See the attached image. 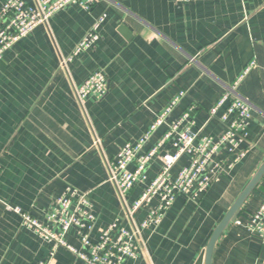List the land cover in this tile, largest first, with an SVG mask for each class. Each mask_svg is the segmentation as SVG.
<instances>
[{"label": "crops", "instance_id": "0c3cea01", "mask_svg": "<svg viewBox=\"0 0 264 264\" xmlns=\"http://www.w3.org/2000/svg\"><path fill=\"white\" fill-rule=\"evenodd\" d=\"M102 12L107 17L94 46L63 64ZM252 63L236 90L252 113L244 158L194 201L179 194L158 226L141 228L147 205L132 216L128 208L161 162L153 158L147 177L123 199L108 180L110 160L126 142L141 137L179 91L184 94L169 120L195 105L192 130L210 136L222 132L218 117L228 102L216 115L209 112ZM95 71L105 75L107 93L80 100L76 87ZM163 130L160 125L146 147L155 145ZM263 160L264 0H99L89 10L72 3L5 50L0 61V264H39L51 247L21 227L7 206L43 222L44 210L67 187L86 192L93 203L92 237L115 218L128 229L138 227L137 256L125 264H195ZM186 162L182 156L172 175ZM263 196L264 177L240 214L255 210ZM65 237L79 246L73 228ZM213 251L211 264H264V243L235 222ZM52 263L81 264L62 246Z\"/></svg>", "mask_w": 264, "mask_h": 264}, {"label": "built area", "instance_id": "2783aa9c", "mask_svg": "<svg viewBox=\"0 0 264 264\" xmlns=\"http://www.w3.org/2000/svg\"><path fill=\"white\" fill-rule=\"evenodd\" d=\"M98 1L38 0L36 6L26 0L4 1L0 6V61L5 50L29 35L38 25L46 23L55 12L72 3L89 10ZM175 1L183 4L191 0ZM106 17L105 12L99 14L88 33L63 60V64L90 51L100 37L98 30ZM253 67V63L245 67L235 81L226 87L209 112L210 116L216 115V110L228 102L225 111L218 117L224 124L222 132L210 136L202 135L199 130L193 131L192 113L195 105L189 106L176 119L169 120V114L184 94V91H179L156 115L143 135L134 143L126 142L110 160L108 180L116 185L123 199L137 183L143 182L147 177V169L153 158L157 157L161 162V170L128 208V215L132 216L141 206L147 205L141 228L158 226L179 194L194 201L244 158L249 147L244 148L242 144L248 140L247 127L252 113L249 102L240 97L236 90L244 75ZM107 90L105 75L95 71L76 87V94L80 100L88 96L98 100L105 96ZM160 125H164V130L159 140L155 145L146 147ZM222 154L224 155L221 156ZM182 156L187 157V162L176 175H172L174 165ZM1 172L0 165V176ZM51 204L43 212V222L18 206H7L18 214L21 227L32 230L38 237L51 243L48 257L39 264H53L54 253L61 246L73 254L76 260H80L81 264H125L127 260L137 256L135 240L138 227L128 229L118 218L102 228L95 238L91 236L96 219L94 205L86 192L67 187ZM234 222L241 225L250 236L264 243V196L255 210L247 212L243 218L239 216ZM72 228L79 239L78 247L68 243L65 237Z\"/></svg>", "mask_w": 264, "mask_h": 264}, {"label": "water", "instance_id": "95a60500", "mask_svg": "<svg viewBox=\"0 0 264 264\" xmlns=\"http://www.w3.org/2000/svg\"><path fill=\"white\" fill-rule=\"evenodd\" d=\"M123 30V28H121ZM262 165L254 173V175L249 179L245 188L240 192L236 197L234 203L230 206V209L224 214V217L219 221V223L214 227V230L211 233V236L199 255L197 262L195 264H211L213 249L218 241V238L224 231V229L235 221L239 217L241 209L247 200V197L251 194L254 188L259 184L262 177H264V160L261 163Z\"/></svg>", "mask_w": 264, "mask_h": 264}, {"label": "trees", "instance_id": "16d2710c", "mask_svg": "<svg viewBox=\"0 0 264 264\" xmlns=\"http://www.w3.org/2000/svg\"><path fill=\"white\" fill-rule=\"evenodd\" d=\"M247 212H250V211H247ZM245 214L246 213H242V214H239V216L243 218V217H245Z\"/></svg>", "mask_w": 264, "mask_h": 264}]
</instances>
